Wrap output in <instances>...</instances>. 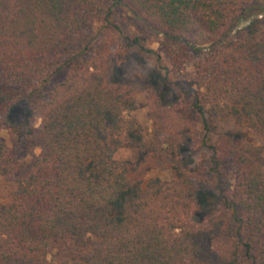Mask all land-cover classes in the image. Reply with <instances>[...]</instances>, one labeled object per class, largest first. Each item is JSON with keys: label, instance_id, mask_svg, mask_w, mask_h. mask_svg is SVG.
Returning a JSON list of instances; mask_svg holds the SVG:
<instances>
[{"label": "trees", "instance_id": "obj_1", "mask_svg": "<svg viewBox=\"0 0 264 264\" xmlns=\"http://www.w3.org/2000/svg\"><path fill=\"white\" fill-rule=\"evenodd\" d=\"M112 7L163 34L179 71L209 45L193 62L195 107L234 186L203 219L192 172L173 166L136 180L116 159L125 148L179 156L197 131L189 113L154 103L151 141L132 116L133 89L110 80L113 37L88 48L89 59H64L77 33L109 23ZM260 12L264 0H0V118L30 100L44 148L22 173L0 141V177L15 175L0 203V264H264V169L254 144L225 133L232 122L264 133V24L256 38L227 37Z\"/></svg>", "mask_w": 264, "mask_h": 264}, {"label": "rangeland", "instance_id": "obj_2", "mask_svg": "<svg viewBox=\"0 0 264 264\" xmlns=\"http://www.w3.org/2000/svg\"><path fill=\"white\" fill-rule=\"evenodd\" d=\"M110 3L109 6H111ZM109 23L94 22L75 35L73 52L64 59L77 56L89 59L87 51L103 39L104 34L113 37V67L110 80L113 83L125 84L133 89L137 110L132 114L143 127L149 140L155 139L152 105L154 103L164 110L181 113L187 111L196 123V133L182 146L179 156L173 155L161 147L160 151L145 158L132 149H122L116 159L130 169V176L136 180H148L167 173L173 166L192 172L193 184L200 211L198 219L222 207V198L230 196L234 180L231 169L217 167V156L214 147L219 144L218 137L204 130L203 118L195 107L196 93L192 82L193 62L205 53L209 45L201 46L202 52L191 57L182 70L172 67L169 44L163 34L151 29L126 9L112 7ZM264 24V12L249 16L232 27L227 37L253 39L259 36L258 29ZM82 52V54H79ZM121 54H123L121 56ZM160 58V59H159ZM73 62L69 63L72 65ZM69 68L59 70L45 84L42 90L44 101L51 99L53 87L66 78ZM43 126V115L30 100L14 104L6 116L0 118V141L7 145L16 161V170L28 172L36 157L43 151L40 130ZM225 133L233 140H245L257 147L254 155L264 169V133L257 131L240 132L237 126L230 123ZM15 175L10 178L0 177V203H6Z\"/></svg>", "mask_w": 264, "mask_h": 264}]
</instances>
